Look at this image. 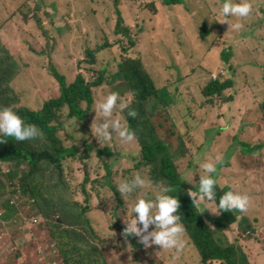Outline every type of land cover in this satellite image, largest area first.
Listing matches in <instances>:
<instances>
[{
  "label": "rangeland",
  "instance_id": "rangeland-1",
  "mask_svg": "<svg viewBox=\"0 0 264 264\" xmlns=\"http://www.w3.org/2000/svg\"><path fill=\"white\" fill-rule=\"evenodd\" d=\"M263 1L250 0L252 13L247 18H229L228 26L222 23L224 18L218 12L223 0H186L187 9L193 10L195 18L193 29H189V23H185L187 27L184 29L185 25L180 20V16L185 17L187 13L183 5L173 10L176 14L168 7L171 18L176 16L173 20L168 16L169 11V20L159 17L166 11L162 10L164 8L159 1L122 0L121 7L125 24L137 39V47L130 56H142L150 76L161 90L160 97L147 104L148 116L158 129V136L171 145L178 174L188 196L192 195L189 191H195V187L185 179L194 185L198 183L201 174L199 164L205 161L217 164L214 178L217 176L223 192L231 188L251 196L248 211H236L239 217L247 214L253 225L254 233L250 234L251 227L246 236L239 233L237 224L228 230L218 231L216 223L221 222L220 228L228 226L223 224L222 215L212 214L209 210L203 212L204 205L198 206L205 218H209L210 228L217 230L216 239L221 242V247L241 243L250 264H264V217L260 215L261 205L255 209L257 202L264 206V150L250 157L245 168L241 164L239 149L234 151L232 147L236 138L250 141L253 146L264 140V71L260 70L264 68V61L258 56L264 41ZM153 2L156 8L157 2L159 9L161 6L158 15L153 14L150 6ZM116 23L111 0H0V56L3 55V47L9 48L17 63L15 76L6 88L13 90V98L18 100L16 105L40 111L47 100L60 96L59 83L45 69L48 60L42 56L43 52L51 55L55 67L66 77L68 84L74 82L80 70L88 81H94L104 71L108 84L93 90L95 103L101 96L117 92L130 101V105L132 95L126 82L116 79L122 56H125L123 46L128 45L123 35H115ZM203 23L205 27L201 28ZM237 23L241 25L239 29L232 27ZM144 25L149 29L145 39L139 33ZM183 30L191 40L180 36ZM205 31L207 33L203 38ZM107 40L114 46L99 54L96 66L88 65L86 52ZM256 40L260 47L253 48L251 44ZM237 44L238 51L235 48ZM192 53L197 55L192 58ZM223 54L228 58H224ZM18 61H21V66ZM215 81L231 83V86L222 95L209 97L205 94L206 88ZM82 107L85 109L86 104ZM94 108L95 104L85 122L69 118L67 108L63 111V118L54 122L62 144L74 147L79 154L66 161L64 174L50 164L43 169L42 178L49 185L47 219L42 217L38 221L41 216L37 211H30L28 206L23 209L24 214H20L16 205L9 204L21 201L19 206L24 205L17 194L3 200L5 203L2 205L12 208L11 213L7 212L8 229L17 230L18 239L8 240L3 237L4 230L0 231V264H64L52 233L59 227H65L61 222L63 216L58 213L59 207L67 204L70 209L71 206L74 208L75 201L82 204L76 210H90L85 216L94 230L89 239L84 220L75 222L76 218H72L75 225L69 227L76 237L80 239L84 236L87 242L89 240L88 243L80 241L83 253L88 252L90 246H99L109 264H202L197 249L188 237L180 253L174 249L162 250L156 245L147 248L148 251H134L130 242L124 240L123 233L113 227L115 223L125 227L124 219L129 218L130 205L138 196L153 198L159 187L168 185L156 178L158 164L130 175L129 171L142 158L138 140L135 137L131 142L117 138L111 142L98 141L93 122L95 117L96 121L101 117L99 114L96 116ZM114 116H119L127 126L125 111H115ZM110 134L114 133L110 130ZM29 144L38 152L47 146L40 132ZM89 146L93 151L91 154L86 152ZM106 148L120 156L112 160L116 178L112 184L116 188L119 183L131 180L137 174L151 183L150 188L138 189L136 193L123 197L127 206L119 212L118 196L110 186L107 187L106 171L96 157L98 149ZM10 159L8 156L6 160L10 162ZM229 163L236 166L233 168ZM0 167L5 173L2 174L4 181L0 178V194L6 189L2 198L11 193L8 187L11 166L0 164ZM240 170L242 175L237 174ZM86 173H89L87 177ZM239 177L244 180H239ZM85 191L92 197L91 203H86ZM211 207L214 209L215 205ZM53 208L57 210L53 211ZM25 216L35 220V224L27 229L22 228ZM153 230L154 226H150L149 231ZM184 237L185 233L181 239L184 240Z\"/></svg>",
  "mask_w": 264,
  "mask_h": 264
},
{
  "label": "trees",
  "instance_id": "trees-1",
  "mask_svg": "<svg viewBox=\"0 0 264 264\" xmlns=\"http://www.w3.org/2000/svg\"><path fill=\"white\" fill-rule=\"evenodd\" d=\"M153 1L162 2V8H164L162 10H166L160 14L161 6L159 9L157 2V9L155 3L153 2L150 5L153 14H160V18L164 17V19L167 20H169V18L170 20H173L176 17L171 18V12L168 7L172 8V13L174 14L176 13L173 10L180 9L179 6L181 5H183L185 9L189 8L187 7L186 0ZM111 2L113 3L114 12L117 17L115 35H123L128 40V45L123 46V53L125 56H122L121 63L119 64V72L116 74L118 78L116 79L120 78L122 81L126 82L127 87L131 92L132 101L129 105V109L125 110V117L127 127L135 134V137L141 147L142 154V158L133 169L134 171H129L130 175L135 171L142 172L145 167H151L157 164L159 165L156 178L162 179L168 186L172 187L173 191L169 194L177 197L179 200L180 208L178 210V214L181 216L180 222L185 226L187 234L191 238L199 253L202 264H211L214 262L222 264H250V258L244 252V247L241 243L231 245L228 248L221 247L216 239V231L212 230L209 226V218L206 219L203 212H200L198 207L193 205L192 199L184 190L183 180L178 174V167L171 152V145L167 144L158 136V129H156L155 125L150 121V117L148 116L146 110L147 104L152 99L160 97L161 90L158 89L156 82L150 76V70L146 67L142 56H134L133 58L130 56L131 52L137 47V39L135 38V35L132 34V29L125 24V19L121 10L122 0H111ZM46 5L49 6V3ZM167 11H169V18L167 16ZM180 20L183 25H185V23H189V29H193L195 24L193 10L187 9L185 17L180 16ZM186 27L187 26L185 25L184 29H186ZM203 27H205L204 23L201 25V28ZM176 28L177 27H175V30ZM139 33L144 36L145 39L149 33V29L146 25H144V27L141 26ZM184 33L185 30H183L180 36L184 37ZM206 33V31L202 33L203 38H205ZM184 38L191 40L189 34H187ZM113 46L114 44L107 40L104 44L98 45L97 48L88 50L86 52V63L90 66H96L98 64L99 54ZM2 53L3 55L0 56V108H11L26 124L35 125L38 129V133L40 132L45 137L47 146L43 151L38 152L32 144H29L30 140L16 141L11 137L3 138L7 142L0 143V164L3 163L5 158L10 156L11 159L10 162H8V165L11 166L8 171L10 185L8 187L10 188L11 193L1 198L6 189L3 190L0 194V200L3 201L7 198H13L14 194H17L20 196L18 200H22L24 204L19 206L21 201H19L18 204L15 202L19 211H24L23 209L28 206L30 211H37L41 216L40 218H46L48 216L47 210L50 206L47 195L49 185L46 180L42 178L44 167L50 164L54 169H57L61 174H64L66 161L70 159V157H76L79 154L78 150L74 149V147L68 148L62 144L61 140L57 136L58 126L55 125L54 122L63 118V111L66 108L70 111L68 115L69 118H76L80 122L88 120L95 104L93 90L95 88L102 87L106 83L108 84V80L105 72L103 71L100 72L99 76L94 81H88L82 70H80V73L77 75L74 82L68 84L66 77L55 67L51 55L43 52L42 56L46 57L48 60V67L45 69L59 83L60 96L56 99L47 100L40 111L22 109L21 105H16L18 100L13 98V95H15L13 90L10 88L6 89L15 76L17 63L10 54L9 48L7 50L3 47ZM196 55L197 53L190 54L192 58ZM223 57L228 58L225 54H223ZM192 58L191 61L193 60ZM18 63L21 66V61H18ZM6 66L9 67L5 69ZM230 86L231 83H220L219 81H215L209 84L206 88L205 94L209 97L222 95L223 92L229 89ZM83 104H86L85 109L82 107ZM129 110H135L136 116H128ZM242 141H239L236 138L232 149H234V151L239 149L238 152L241 153V164L247 168L249 158L264 150V140L257 142L256 146H253L250 141ZM86 152L87 154H91L93 152L90 146L86 149ZM96 153L98 161L100 163L102 162V168L106 171L107 187L110 186L118 196L119 210L117 212H119L127 206V203L117 192V188L112 184V182L116 180L112 160L119 159L120 156L114 153L110 148L98 149ZM85 160L87 161L88 158ZM229 165L233 168L236 166L231 163H229ZM236 169L238 170L239 168L236 167ZM242 173V170L237 172L238 175H242ZM2 174L5 175V173L0 169V178L4 181V176ZM88 174L89 173H86V177ZM16 179H19V181H16ZM215 179L217 180V176ZM238 179L244 180L240 177ZM230 190L232 189L230 188ZM234 191L239 192L238 190ZM216 192V200L218 202L219 197L224 193L219 187L218 180ZM85 195L86 203H91L92 197L88 195L87 191H85ZM250 201H252L251 196ZM66 203L71 204L69 201ZM74 205V208L71 206V209L67 204L59 207L58 213L63 216L61 222L63 223L62 225H65V227H59L56 232L52 233V239L60 252L64 264H109L107 257L99 246H90L91 249L88 252L86 251L83 253L81 251L82 248L80 241L83 240L84 243H88L89 240L87 242L84 236L78 239V236L76 237L73 229L70 227L75 225L77 220L81 221L83 219L87 225L86 231L89 234V239H91V235L94 234V230L90 220L85 216L90 210L84 208L76 210L82 206V204L78 201H75ZM56 210L57 208H53V211ZM252 210L254 211V208H252ZM236 213V211L222 212L221 215L223 217V224L225 225L227 223L228 226L220 228L219 224L221 222L216 223L218 224V230L225 231L237 224L239 233L246 236L245 233H248L253 225H251L247 214H243L239 217ZM22 214H24V212H22ZM73 217L76 218L75 222H72ZM64 218H67L68 221ZM115 218L117 219L118 215H116ZM67 222L70 223V225ZM113 227L122 233L125 228L119 223H115ZM254 231L255 230L251 228L250 234H253ZM123 237L124 240H128L130 242L134 251H148L147 248L139 243L138 238Z\"/></svg>",
  "mask_w": 264,
  "mask_h": 264
},
{
  "label": "clouds",
  "instance_id": "clouds-1",
  "mask_svg": "<svg viewBox=\"0 0 264 264\" xmlns=\"http://www.w3.org/2000/svg\"><path fill=\"white\" fill-rule=\"evenodd\" d=\"M252 11L253 7L250 0H223V3L218 9L219 15L224 18L222 23H227L228 26L229 18H247ZM232 27L239 29L241 25L237 23ZM238 45L239 44L235 46L237 51ZM251 46L253 48L260 47L258 40L252 42ZM258 56L259 60H262L261 52H258ZM248 59H250L249 55ZM260 70L264 71V68H260ZM129 103L130 101L125 100L117 92H109L96 101L94 111L96 116L99 114L101 117L99 121H96L95 117L93 122V124L95 123V138H97L98 141L102 139L104 142H111L114 138L123 142H131L134 140L135 134L125 123L121 122L119 116H114L115 111L123 113L125 110L129 109ZM128 116L135 117V110H129ZM110 130L114 134H110ZM38 134V129L35 125L26 124L11 108H0V143L7 142L3 139L7 137L14 138L16 141H25L36 138ZM6 159L7 158H5L4 161L8 162ZM216 161L219 162L220 158L217 157ZM199 168L201 174L199 175L198 183L194 185L185 179V181L195 187V191H189L192 193L190 197L192 198L193 205L198 207L203 204V212L209 210L212 214L216 215L222 212L238 211L243 213L248 211L250 197L247 194L229 190L224 192L217 202V180L214 178V174L217 172L216 163L209 161L201 162ZM150 187L151 183L137 174L133 179L124 180L119 183L117 192L123 198L136 193L138 189ZM172 191V187L163 186L155 191L153 198L138 196L130 205L129 218L126 220L124 219L125 228L123 230V235L125 237L138 238L139 243L145 248L156 245L162 250L174 249L177 253L182 252L185 248V242L181 237L185 233L183 239L188 237L191 240V238L187 234L185 226L180 222L181 216L178 214L180 202L177 197L169 194ZM2 203L5 202L0 200V214L3 215L1 218L3 226L0 228V231L8 228V220L3 208H8V211L12 209L8 205L5 207ZM9 204L15 206L14 201L9 202ZM213 204L215 205L214 209L211 207ZM39 219L41 218L38 217L37 220L40 221ZM24 220L29 222L30 218L25 216ZM42 221H44V219H42ZM30 226L32 227L33 224ZM150 226H154L153 231H149ZM211 229L214 230L213 228ZM218 243L221 245V242L218 241Z\"/></svg>",
  "mask_w": 264,
  "mask_h": 264
},
{
  "label": "crops",
  "instance_id": "crops-1",
  "mask_svg": "<svg viewBox=\"0 0 264 264\" xmlns=\"http://www.w3.org/2000/svg\"><path fill=\"white\" fill-rule=\"evenodd\" d=\"M263 3H264V1H263ZM264 31V30H263ZM263 40H264V38H263ZM263 43V49L261 50V57H262V61H264V41L262 42ZM3 164H8V162L7 161H4V163ZM257 204V206L255 205V209H256V207H259V205H261V207H262V210H261V213H260V215L262 216V217H264V206L260 203V202H257L256 203ZM5 207H6V204H5ZM3 208V207H2ZM3 210L6 212V216H7V212H10L12 209H9V211H8V208L7 209H4L3 208ZM260 211V210H259ZM20 212V214L22 213L21 211H19ZM11 213V212H10ZM8 220V219H7ZM4 230V234H3V237L4 238H8V240H12V239H18V232H17V230H15V231H13V230H10V228L8 229V228H5V229H3ZM2 231V230H1ZM23 241H24V239H23ZM184 241H185V239H184Z\"/></svg>",
  "mask_w": 264,
  "mask_h": 264
},
{
  "label": "built area",
  "instance_id": "built-area-1",
  "mask_svg": "<svg viewBox=\"0 0 264 264\" xmlns=\"http://www.w3.org/2000/svg\"><path fill=\"white\" fill-rule=\"evenodd\" d=\"M2 216L3 215L0 214V228H2V226H3L2 220H1ZM16 223H17V221H16ZM31 224H35L34 219H30L29 222L24 220V226H22V228L25 229V228L29 227Z\"/></svg>",
  "mask_w": 264,
  "mask_h": 264
}]
</instances>
